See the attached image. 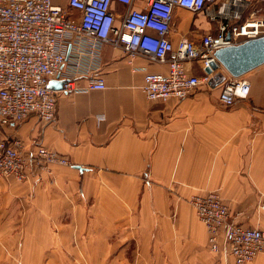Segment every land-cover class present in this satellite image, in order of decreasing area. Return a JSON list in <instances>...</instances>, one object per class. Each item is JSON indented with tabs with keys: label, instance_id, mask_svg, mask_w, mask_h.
Segmentation results:
<instances>
[{
	"label": "crops",
	"instance_id": "crops-1",
	"mask_svg": "<svg viewBox=\"0 0 264 264\" xmlns=\"http://www.w3.org/2000/svg\"><path fill=\"white\" fill-rule=\"evenodd\" d=\"M246 1L264 18V1ZM215 27L203 14L176 8L169 40L199 42ZM130 60L111 46L81 70L67 60L61 73L77 72L76 88L88 87L83 71L91 65L106 90L64 93L54 79V124L36 117L1 124L27 155L46 147L72 166L0 181V264H236L210 250L190 204L209 192L229 207L231 221L264 231V65L242 77L249 97L225 108L221 90L210 86L184 100H149L145 74H166L168 66ZM187 69L204 73L199 62ZM217 73L228 75L222 67ZM249 264H264V254Z\"/></svg>",
	"mask_w": 264,
	"mask_h": 264
},
{
	"label": "built area",
	"instance_id": "built-area-1",
	"mask_svg": "<svg viewBox=\"0 0 264 264\" xmlns=\"http://www.w3.org/2000/svg\"><path fill=\"white\" fill-rule=\"evenodd\" d=\"M176 8L203 14L216 27L199 42L182 38L174 45L169 34ZM250 9L246 0H0V126L31 117L54 124L58 97L48 88L50 80H62L64 93L106 90L103 77L91 75L96 72L91 65L83 71L90 76L84 90L74 85L77 72L61 73L67 60L79 70L85 61L98 62L105 46L123 50L130 61L143 56L168 66L166 74H145L143 92L149 100H184L209 86L213 76L205 70L217 62L218 50L264 37V18ZM193 62L201 64L202 76L188 71ZM219 89L221 105L232 108L249 97L251 85L228 75ZM51 165L72 166L46 147L29 156L20 138L9 140L0 130V181L26 182L33 169L46 171ZM190 204L208 231L213 253L236 264L264 254V231L231 221L217 193L194 195Z\"/></svg>",
	"mask_w": 264,
	"mask_h": 264
},
{
	"label": "water",
	"instance_id": "water-1",
	"mask_svg": "<svg viewBox=\"0 0 264 264\" xmlns=\"http://www.w3.org/2000/svg\"><path fill=\"white\" fill-rule=\"evenodd\" d=\"M230 37L227 38V41ZM217 62L212 63L211 68L205 70L213 78L209 86L213 89L222 87L227 82V76L242 78L249 72L264 65V37L248 40L238 46H230L220 49L215 54ZM223 68L228 75H219L220 68ZM215 76V79H214ZM61 86L64 82L61 81ZM55 84L50 80L48 88ZM81 169V167H76Z\"/></svg>",
	"mask_w": 264,
	"mask_h": 264
},
{
	"label": "rangeland",
	"instance_id": "rangeland-1",
	"mask_svg": "<svg viewBox=\"0 0 264 264\" xmlns=\"http://www.w3.org/2000/svg\"><path fill=\"white\" fill-rule=\"evenodd\" d=\"M219 75H221V73H218ZM214 79H215V76H214Z\"/></svg>",
	"mask_w": 264,
	"mask_h": 264
}]
</instances>
